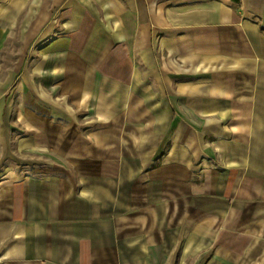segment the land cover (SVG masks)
Listing matches in <instances>:
<instances>
[{
  "label": "crops",
  "instance_id": "crops-1",
  "mask_svg": "<svg viewBox=\"0 0 264 264\" xmlns=\"http://www.w3.org/2000/svg\"><path fill=\"white\" fill-rule=\"evenodd\" d=\"M16 30L63 91L19 146L73 172L7 138L0 264H264V0H0Z\"/></svg>",
  "mask_w": 264,
  "mask_h": 264
},
{
  "label": "rangeland",
  "instance_id": "rangeland-1",
  "mask_svg": "<svg viewBox=\"0 0 264 264\" xmlns=\"http://www.w3.org/2000/svg\"><path fill=\"white\" fill-rule=\"evenodd\" d=\"M60 27L62 26L58 25V29ZM41 44H36L35 38L26 42L16 30L0 48V111H3V117L0 118V172L9 170V165L15 166V161L6 159L10 153L8 147H6L8 137L12 138V153L18 161L28 162L33 169L35 168L33 164H38L45 166L47 169L73 172V169L69 166L71 163L66 158L58 157L57 154L53 153L51 133L48 148L44 153L22 152L18 143L19 136L22 133L19 125L21 112L31 109L38 111L40 114L49 115L51 107L41 102L38 95H49L50 97L54 91L57 96L55 99L62 97V89L57 92L58 88L52 86L50 78L39 79L42 65H47L51 61L47 54L41 55L37 50ZM128 46L131 47L129 44ZM107 58L111 59L112 57ZM110 84L111 82L102 90L111 93ZM39 85L44 86L40 88ZM5 121L6 125L3 124ZM7 124L11 130L10 136L2 134V129ZM219 158H221V155H219ZM55 164L60 165L61 168L55 166ZM15 169L17 170V168Z\"/></svg>",
  "mask_w": 264,
  "mask_h": 264
}]
</instances>
